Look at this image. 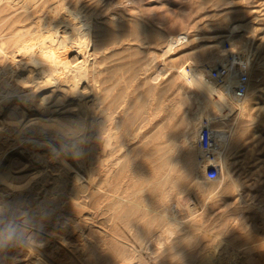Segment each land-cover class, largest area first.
<instances>
[{
  "label": "rangeland",
  "instance_id": "374dc122",
  "mask_svg": "<svg viewBox=\"0 0 264 264\" xmlns=\"http://www.w3.org/2000/svg\"><path fill=\"white\" fill-rule=\"evenodd\" d=\"M67 20L92 23L88 73L80 93L34 115L25 61L58 63L65 43L39 38L79 39ZM226 40L250 64L241 117L205 85L220 89L206 66ZM0 44V61L14 58L0 71L13 100L0 113V264H264V0H0ZM81 120L80 153L33 134ZM203 120L230 136L211 151L215 180L198 146Z\"/></svg>",
  "mask_w": 264,
  "mask_h": 264
},
{
  "label": "bare ground",
  "instance_id": "6f19581e",
  "mask_svg": "<svg viewBox=\"0 0 264 264\" xmlns=\"http://www.w3.org/2000/svg\"><path fill=\"white\" fill-rule=\"evenodd\" d=\"M70 22H71L70 20H67L66 24L69 25V28H70L71 32L73 33V35L77 31L80 32V36L81 37L79 39H76V38L73 39V37H71V36H65V37L61 36V38H60L55 33L42 34V35H40V38H39L40 40L41 39H47V41L53 40V41L56 42V44L60 43L61 41L65 43V45L62 46V49L59 52L61 54V55L59 54L61 56V58H60V61L58 63H53V61L49 60V59L42 60L41 57H37L36 54L32 55L31 57H28L27 60L25 61V62L29 63V65H32L33 68H35V71L32 73V74H34V77H33V79L31 78L32 81H30V83L28 82V83L25 84V86H23V87L19 86V87H21V89H24V91H25L24 94H23L24 95L23 98L27 99V104L30 107H33L35 109L33 111L34 115L40 114V113H42V114L46 113L47 110H48L47 109L48 108L47 105L54 104L55 102H57L58 100H60L61 98L65 97V96H69V95H75L76 96L78 93H80L81 90L79 89L77 84L80 83L82 80H84L85 76L88 73L86 71V68L88 67V63H89L90 51L93 48V46H92L93 45V27H91L92 23H90V21H86L82 25L84 28L81 27V28L77 29V28H75L76 26L74 24L71 25ZM82 28H83V34L81 32ZM36 34H37V32H36ZM31 37L33 39V35H31ZM70 38H72V39H70ZM185 38H186L185 35H183V36L181 35L180 37H178V41L182 42V40H185ZM35 41H37V39ZM175 43H174V41H171V45H173ZM231 50L235 51V49L232 48V47H231ZM3 52H4V50L2 48V45L0 44V53H3ZM4 57H5L4 59L6 60V63H4V59H3V62H1L2 60L0 61V71L1 72H6L8 70V68L10 67V65L12 63H14V58L7 57L6 55ZM246 62H247L248 65H250L248 63V60H246ZM190 70H192V69H190ZM190 72H192V71H190ZM196 74L198 76H200V73H196ZM196 74H194V75L196 76ZM180 75L185 77L187 80L189 78L188 77V72H187L186 69L181 70ZM201 76H202V74H201ZM197 77H196V79H197ZM202 78H203V76H202ZM26 79H27V77H26ZM188 84H191V83H188ZM205 85H206L207 91L209 90L212 93L214 101L216 100V102H218L219 105H221V107H223V109H225V112L227 110H229V113H230V111L232 112V110L235 109L238 112V117L243 116V114L247 110L246 98L240 100L239 102L235 101L232 98V92H231V87L230 86H223V87H220V89H217V87H215L213 85H210L209 83H206ZM0 88H1V84H0ZM10 102L11 103L13 102L12 95L11 94H5V93L1 94V92H0V113L2 111L5 112L7 107H9V103ZM81 102H82V108H84V110H86L87 104L84 101H81ZM232 116H233V114H232ZM226 117H228V116H226ZM226 117L224 119H226ZM19 122H20L19 119L10 120L8 122V124H7L8 128H11V130H17L20 127V125H21V122L20 123ZM86 125H87V121L82 122V120L78 123L77 126H62V127H58L56 125H46L45 126V125H42V124L41 125L37 124V125H33V128L35 129L33 134L37 137L36 140L39 141V137L41 136V133L48 132L50 134L51 138L54 137L58 141H60L61 143L62 142L66 143V141L71 142L72 146L74 148V149L72 148V150H74L73 152H75V150H76V152L80 153L82 151L81 148L84 146V144H85V142H86V140L88 138V137L86 138V135H85V132L87 131L86 130ZM213 131L215 133L216 142H218V140H219L220 143L228 145V143L230 142V136H229L228 132H226L227 130L226 131H221V130H216L215 131V130H213ZM5 133L10 134L9 131H6ZM74 156H76V155H74ZM70 158H72V157H70ZM58 162H60L59 159H58ZM66 164H68V163H66ZM58 166H59V163H58ZM60 166L63 169L64 165L60 164ZM66 171H68V170L66 169ZM45 173L43 172V174H41V175H47ZM62 173H63V171H62ZM38 175H39V173H38ZM63 175H65V174L63 173ZM205 181H208V179H205ZM11 188L13 190L14 186H12ZM12 190H11V192H12ZM24 190H28V189L24 188ZM11 200H13V199H11ZM166 234H168V233H166ZM188 234H189V232H188ZM170 235H173V233L172 234L170 233ZM160 238L163 239V237H160ZM225 243H227V242H225ZM161 244L164 245V243H162V242H161ZM159 248H160V246H159ZM228 250L229 251L227 252V254H229L230 252H233V253L237 252L235 249L231 250V249L228 248ZM231 256L230 257H227V256L223 257L221 259V263L222 264H230L229 261H231L232 264H233V262H236L237 261L235 259L236 257L234 256L235 258L231 259ZM234 259H235V261H234ZM253 260H255V259H253ZM242 261H243V259L242 260L240 259V261H238L237 264H241ZM261 261H259V262H261ZM257 262L258 261H256V264L259 263V262L258 263ZM249 263H251V262H249ZM249 263H247V264H249ZM261 263H263V262H261Z\"/></svg>",
  "mask_w": 264,
  "mask_h": 264
},
{
  "label": "built area",
  "instance_id": "2783aa9c",
  "mask_svg": "<svg viewBox=\"0 0 264 264\" xmlns=\"http://www.w3.org/2000/svg\"><path fill=\"white\" fill-rule=\"evenodd\" d=\"M224 49L225 54L221 62L206 66L207 77L219 87L230 86L232 98L239 102L245 98L249 90V65L243 54L231 50L228 40L224 42ZM215 144V133L211 125L208 120H203L198 132V146L208 161L205 175L210 180H215L219 176V167L211 153Z\"/></svg>",
  "mask_w": 264,
  "mask_h": 264
},
{
  "label": "clouds",
  "instance_id": "9594fccd",
  "mask_svg": "<svg viewBox=\"0 0 264 264\" xmlns=\"http://www.w3.org/2000/svg\"><path fill=\"white\" fill-rule=\"evenodd\" d=\"M11 237H9V239H10Z\"/></svg>",
  "mask_w": 264,
  "mask_h": 264
}]
</instances>
